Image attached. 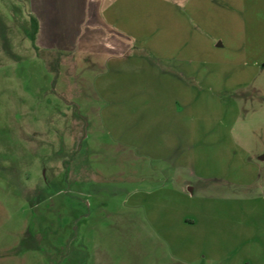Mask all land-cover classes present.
I'll return each mask as SVG.
<instances>
[{"label": "rangeland", "instance_id": "rangeland-1", "mask_svg": "<svg viewBox=\"0 0 264 264\" xmlns=\"http://www.w3.org/2000/svg\"><path fill=\"white\" fill-rule=\"evenodd\" d=\"M31 14L0 0V264H264L263 13L169 60Z\"/></svg>", "mask_w": 264, "mask_h": 264}, {"label": "crops", "instance_id": "crops-1", "mask_svg": "<svg viewBox=\"0 0 264 264\" xmlns=\"http://www.w3.org/2000/svg\"><path fill=\"white\" fill-rule=\"evenodd\" d=\"M27 6L37 20L38 40L51 32L49 17L61 14L67 20L62 24L68 30L64 34L77 35L76 46L82 51L95 43L121 58L130 47L138 46L166 60L174 59L169 52L184 46L179 43V29H197V35L204 38L217 36V46L223 47L228 40L220 35L231 34L232 20L243 24L252 8L264 15V0H27ZM220 21L221 26H216ZM238 34L243 35L244 30ZM258 45L264 51V42Z\"/></svg>", "mask_w": 264, "mask_h": 264}, {"label": "trees", "instance_id": "trees-1", "mask_svg": "<svg viewBox=\"0 0 264 264\" xmlns=\"http://www.w3.org/2000/svg\"><path fill=\"white\" fill-rule=\"evenodd\" d=\"M30 28H31V40L32 42H34L38 30V24H37V20L33 16L30 17Z\"/></svg>", "mask_w": 264, "mask_h": 264}, {"label": "water", "instance_id": "water-1", "mask_svg": "<svg viewBox=\"0 0 264 264\" xmlns=\"http://www.w3.org/2000/svg\"><path fill=\"white\" fill-rule=\"evenodd\" d=\"M260 159H264V155L260 156Z\"/></svg>", "mask_w": 264, "mask_h": 264}]
</instances>
